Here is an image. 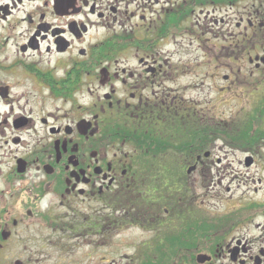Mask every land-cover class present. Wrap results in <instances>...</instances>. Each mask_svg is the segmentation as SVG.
I'll return each instance as SVG.
<instances>
[{"label": "flooded vegetation", "instance_id": "flooded-vegetation-1", "mask_svg": "<svg viewBox=\"0 0 264 264\" xmlns=\"http://www.w3.org/2000/svg\"><path fill=\"white\" fill-rule=\"evenodd\" d=\"M245 62L264 72V0H0V264L65 239L86 264H264V204L202 208L239 147L184 82Z\"/></svg>", "mask_w": 264, "mask_h": 264}, {"label": "rangeland", "instance_id": "rangeland-1", "mask_svg": "<svg viewBox=\"0 0 264 264\" xmlns=\"http://www.w3.org/2000/svg\"><path fill=\"white\" fill-rule=\"evenodd\" d=\"M244 65L246 70L242 76H237L235 70H233L232 75L230 74L232 77L231 81L226 83L222 80V75L213 81L211 78L205 79L196 69H194V72H191L192 79L184 81L186 84H192L193 94H200V92L209 93V115L214 117V121H219L221 122L220 124H223L221 125L220 134L225 140H230L231 138L228 134L237 131L240 125L248 122L251 124V136L255 138L243 143L230 140L232 141L231 143H235L239 148L227 145L228 143L224 144L220 139V142L216 144L217 148L214 151V156L222 158L223 164L218 166V170L212 169L210 177H215V182L217 183L220 181L221 186H216L215 191L210 192L209 197L205 199L202 205L203 209L210 212L208 219L212 220L228 213L230 211L229 208L238 210L237 206H244L247 200L251 204H255V202L257 204H264V136L257 139L256 133H254L257 130L264 132V117H262L264 115V72H259L253 78H250L249 71H251V67L246 62ZM225 75L229 76L228 71H225ZM224 86L225 91H221V88ZM257 115L259 118L256 117ZM218 131L219 129L216 130L217 134ZM247 150L253 152L252 156L256 158L258 166V168L252 167L249 174L246 167L243 164L239 165L236 161L237 159H235L236 157L243 158L247 156L245 154ZM225 157H227V161H224ZM224 166L226 169L222 170ZM250 176L255 178L254 184L250 180ZM258 178L262 179V184L256 183V179ZM226 188H229L230 191L227 192ZM254 189L257 190L255 197L253 193ZM198 202L196 204L200 205ZM258 219L260 222L264 220V214L259 213ZM58 245L60 252L57 251L56 247H51L45 256H34L27 264H86L91 262L83 256L84 253H87V248L77 245L74 243V240L65 239L64 241H60ZM22 247L19 245L18 248ZM26 247L33 249L35 246L26 245ZM129 252L131 251L123 250L120 252V256ZM19 260L24 262L23 259ZM112 260L114 264H142V262L135 260H120L119 257H114L113 259L109 257L103 262L107 264ZM95 262L97 264L101 263L99 259L95 260Z\"/></svg>", "mask_w": 264, "mask_h": 264}, {"label": "trees", "instance_id": "trees-1", "mask_svg": "<svg viewBox=\"0 0 264 264\" xmlns=\"http://www.w3.org/2000/svg\"><path fill=\"white\" fill-rule=\"evenodd\" d=\"M256 117L259 118L258 115ZM262 117H264V115ZM250 126H251L250 122L246 123L245 125H244V123H243V125H240L238 127L237 131H233V133L228 134V136L231 138L230 140H232L233 142L234 141H240L241 143H243L245 141L255 139V138H253V136H251L252 131L250 129ZM254 133H256L257 139L263 138V136H264V132L261 130H257ZM225 138L227 139V137H225Z\"/></svg>", "mask_w": 264, "mask_h": 264}]
</instances>
